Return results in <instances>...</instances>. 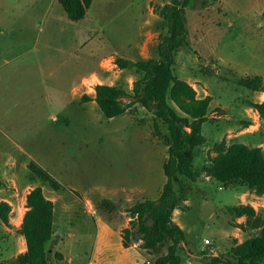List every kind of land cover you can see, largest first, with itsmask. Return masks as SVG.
Here are the masks:
<instances>
[{
    "label": "rangeland",
    "instance_id": "374dc122",
    "mask_svg": "<svg viewBox=\"0 0 264 264\" xmlns=\"http://www.w3.org/2000/svg\"><path fill=\"white\" fill-rule=\"evenodd\" d=\"M24 1L0 0V27L6 28L14 18L17 22L24 20L22 27L26 34L38 30V24L43 25L40 24L43 16L18 14ZM145 1L111 0V32L100 35L103 51L140 39L139 10L142 12ZM160 2H152L157 12ZM12 9L17 14L5 15ZM186 26L190 45L176 52L174 73L191 83L197 96L210 95L212 101L209 120L203 124L206 142L197 150L194 162L198 177L192 180L178 175L174 182L178 207L172 217L185 233V242L178 249L181 264H220L212 258L234 257L239 244L259 234L257 229L233 226V221L245 224L246 217L235 218L228 208L251 204L264 216V194L238 180L224 187L205 173L212 158L236 143L260 147L264 154V119L252 105L264 101V90L250 89L241 83L242 79L260 76L264 86V0H216L206 7L196 0L186 8ZM158 28L162 34L168 30L167 24ZM41 36L43 69L45 74L54 71V75L46 74L44 80L37 78V94L47 93L50 82L54 90L62 94L67 91L66 96H60L66 98V105L59 112V120L49 117L57 114L51 107L34 112L35 117L22 114L14 125H0V154L7 139L16 140L28 149L27 154H19L16 165L19 185L0 191V202L4 200L11 205L10 224L0 220V262L15 264L16 256L24 251L26 243L19 228L26 211V194L33 186H41L45 195L56 202V232L47 245L51 264H68L66 259L57 260L54 255L60 236L69 232L74 234L73 264H87L90 260L93 264L150 263L164 248L159 252L148 251L142 248L140 240L119 253L120 234L114 232L113 226L123 232L129 218L126 207L135 200L154 199L166 181L163 163L168 157L167 128L160 122L156 128L153 113L138 103L124 114L107 118L97 103L83 102L85 93L72 89L78 85L79 76L95 65V60H87V50L69 49L66 58L64 54L60 57L56 39L50 37L45 41L44 33ZM113 63L112 60L111 67L108 66L110 79L103 78L101 72L100 80L87 82L85 89L109 82L131 92L134 82L131 74L135 69L120 73ZM52 97L56 96L45 94L43 99ZM31 161L46 169L63 187L53 190L28 168ZM124 187L135 188L134 199H117ZM106 199L116 204L115 210L102 204ZM65 207H69L70 215ZM61 251L66 257L67 244L61 246Z\"/></svg>",
    "mask_w": 264,
    "mask_h": 264
},
{
    "label": "trees",
    "instance_id": "16d2710c",
    "mask_svg": "<svg viewBox=\"0 0 264 264\" xmlns=\"http://www.w3.org/2000/svg\"><path fill=\"white\" fill-rule=\"evenodd\" d=\"M69 19L78 21L85 17L93 0H58ZM196 0H171L158 9L159 15L167 24V32L159 35L158 58L130 60L124 57L115 59L121 68H133L141 76L133 82L131 93L121 85L96 84L95 100L107 118L124 114L135 103L151 111L155 117V127L163 123L168 132L167 160L163 169L166 181L156 199L137 200L126 207L130 218L129 226L123 229L122 239L125 247L135 241H142V248L159 252L153 261L142 264H181L178 253L180 244L185 242L182 227L174 221L172 215L178 207V196L174 182L182 174L196 180L198 172L194 167L197 150L206 142L203 124L209 120L208 112L212 97L197 96L194 86L177 77L173 70L175 54L182 47H188V29L186 26V8ZM216 0H201L206 7ZM241 83L250 89L264 90L262 78L255 76L245 78ZM129 98V102L126 99ZM84 101L89 96L82 97ZM264 119V101L252 104ZM221 150V145L218 146ZM28 168L49 184L53 190H60L63 185L38 163L31 161ZM207 176L220 182L224 187L235 181H242L253 187L256 192L264 194V154L260 147H248L236 143L223 153L211 159L205 167ZM4 182L0 180V189ZM102 204L116 209V204L109 199ZM26 211L20 225L26 249L15 258V264H51L48 243L55 235V203L45 195L41 186H35L26 195ZM11 205L0 202V220L10 224ZM228 213L235 217H246L245 224L233 221V226L243 230L248 227L258 230V235L250 237L234 250V257L224 255L212 258L220 264H262L264 259V216L251 204L240 203L228 208ZM55 259L63 258L55 252ZM0 264H4L0 262Z\"/></svg>",
    "mask_w": 264,
    "mask_h": 264
},
{
    "label": "crops",
    "instance_id": "0c3cea01",
    "mask_svg": "<svg viewBox=\"0 0 264 264\" xmlns=\"http://www.w3.org/2000/svg\"><path fill=\"white\" fill-rule=\"evenodd\" d=\"M153 1L154 0H146L144 9L141 8L142 12L139 10V18L142 19L140 39L136 42L128 40L118 47V49L111 50V48H109L104 51L101 46L100 35L111 32V0H93L85 17L78 21L69 19L58 0L24 1V6L20 8V13L18 14L43 16L42 20H40V24L43 25L41 26L38 24V26H40L38 30L26 34L22 27L24 20L21 19L20 22H17V19L14 18L9 22L10 25L6 28L0 27V125L9 126L10 123L14 125V120H17L22 114H25L27 117H35L36 114L34 112L48 110L51 107L53 110L57 111V114L54 112L53 115L51 114L49 117L57 120L61 119L58 115L66 105V98H61L60 96L63 94L66 96L67 91L65 90L62 94L61 91L54 90L50 82H48L47 93L37 94L36 91L37 84H39L37 83V78L44 80V75L48 74L50 77L54 75V71H49L45 74L43 69V58L40 55L42 33H44L45 41L50 37H54V40L56 39L58 48H56V50L60 53V57L64 54L66 58L69 49L72 50V52L87 50V60H95V65L91 66V68L87 70V73L79 76L80 81L78 85H75L72 89L74 92L81 90L82 94L85 93L82 97L87 95L90 98L88 101L95 103L97 102L95 100L94 87L99 83H96L94 87L89 86V89H85V84L91 80H100L101 72L104 75L103 78L110 79L111 75L110 71H108L110 68L108 66L110 65L111 67L112 60L115 62L117 57H124L133 61L158 58L159 55L157 56L156 52L158 51L159 35L161 34V29L159 30L158 25L164 27L166 22L159 13L154 10L152 5ZM160 1L161 7L170 3V0ZM12 11L13 12L5 15L11 16L17 14L15 10L12 9ZM16 23L19 24L16 25ZM14 25H16L17 28H14ZM26 37H28V39ZM27 55L28 57L25 58ZM113 65L117 67L116 63H113ZM125 69L118 68V71L121 73L126 71ZM131 76L134 77L135 81L141 76V73L135 70V73H132ZM103 83L113 84L109 82ZM126 90L129 92L128 89ZM45 94H49L50 96L54 95L56 97L43 99ZM81 100L83 99L81 98ZM136 104L137 103L134 105ZM14 112L18 113L15 115ZM6 142L5 150L0 154V180L4 182V186L0 191L5 189V187L19 185L15 170L19 154L28 153V149L16 140L7 139ZM28 164L29 163H27V166ZM164 183L165 180L162 182V185H160L157 196L154 199L159 197ZM136 188L144 190L142 187L137 186ZM134 189L135 188L124 187L123 193L120 194L117 199H125L127 201L134 199L132 195ZM29 191L30 189L27 193ZM49 198L56 203L53 197ZM64 209H66V214L70 215L69 207H65ZM127 221L129 224L130 218H128ZM128 224H125L123 227L126 228L129 226ZM113 228L115 229L114 232L120 234V242L118 244L120 247L119 253L124 250H129L131 247H125L123 245L121 228L119 231L116 230L115 225ZM73 237L74 234L71 232L65 234V236H60L55 247V252H60L63 256L61 260L64 261L66 259L68 264H73L75 262V256L72 257ZM66 244L68 246V256L66 255L65 257V254L61 251V246H66ZM116 252L117 251H113L114 254ZM113 253H111V256ZM115 262L116 261H113L112 264H116ZM87 264H93V261L90 260Z\"/></svg>",
    "mask_w": 264,
    "mask_h": 264
},
{
    "label": "built area",
    "instance_id": "2783aa9c",
    "mask_svg": "<svg viewBox=\"0 0 264 264\" xmlns=\"http://www.w3.org/2000/svg\"><path fill=\"white\" fill-rule=\"evenodd\" d=\"M207 241V243H209V240H206Z\"/></svg>",
    "mask_w": 264,
    "mask_h": 264
}]
</instances>
